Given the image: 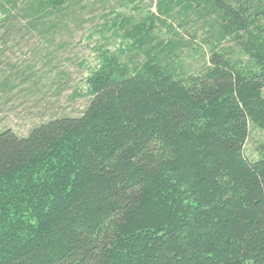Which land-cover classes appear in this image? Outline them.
<instances>
[{
    "label": "trees",
    "instance_id": "16d2710c",
    "mask_svg": "<svg viewBox=\"0 0 264 264\" xmlns=\"http://www.w3.org/2000/svg\"><path fill=\"white\" fill-rule=\"evenodd\" d=\"M85 1L0 0L2 43ZM143 1L99 0L82 115L0 130V264H264V0Z\"/></svg>",
    "mask_w": 264,
    "mask_h": 264
},
{
    "label": "rangeland",
    "instance_id": "374dc122",
    "mask_svg": "<svg viewBox=\"0 0 264 264\" xmlns=\"http://www.w3.org/2000/svg\"><path fill=\"white\" fill-rule=\"evenodd\" d=\"M157 1L154 0L151 7L153 13H157ZM142 3L145 10L149 9L147 1L142 0ZM84 5L88 6V10H83L77 21L69 22L67 29L55 35L30 33L24 37L8 36L3 44L1 37L4 33L0 32V47L3 50L0 56V84L4 71L7 75L19 74L20 80L26 76L30 79L25 83L16 80L15 84L19 85L12 90H0V130L11 128L26 136L33 127L53 117L82 115L90 99L75 96L77 92L87 90L84 79L88 73L81 63L88 58L92 62L96 56L85 40L90 32L96 33L105 23L98 22V16L109 11L108 6L99 0H88ZM173 27L182 38H189L177 25ZM159 28L156 34L163 38L172 36L167 29ZM228 42H224L222 47H231ZM194 56L197 55L192 52L187 61ZM260 129V126L254 129L247 146L248 153H253L255 158L258 157L256 149L263 141Z\"/></svg>",
    "mask_w": 264,
    "mask_h": 264
}]
</instances>
